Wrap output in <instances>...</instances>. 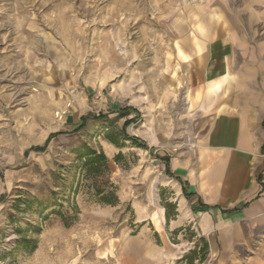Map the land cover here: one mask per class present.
Returning a JSON list of instances; mask_svg holds the SVG:
<instances>
[{
  "label": "rangeland",
  "instance_id": "374dc122",
  "mask_svg": "<svg viewBox=\"0 0 264 264\" xmlns=\"http://www.w3.org/2000/svg\"><path fill=\"white\" fill-rule=\"evenodd\" d=\"M191 2L0 0V264H187L201 236L166 167L201 134ZM87 149L117 205L94 195Z\"/></svg>",
  "mask_w": 264,
  "mask_h": 264
},
{
  "label": "crops",
  "instance_id": "0c3cea01",
  "mask_svg": "<svg viewBox=\"0 0 264 264\" xmlns=\"http://www.w3.org/2000/svg\"><path fill=\"white\" fill-rule=\"evenodd\" d=\"M184 6L204 112L192 156L169 170L211 256L264 252V0Z\"/></svg>",
  "mask_w": 264,
  "mask_h": 264
},
{
  "label": "trees",
  "instance_id": "16d2710c",
  "mask_svg": "<svg viewBox=\"0 0 264 264\" xmlns=\"http://www.w3.org/2000/svg\"><path fill=\"white\" fill-rule=\"evenodd\" d=\"M126 125L127 123H125V127ZM87 126L88 121L83 120L77 130H83ZM124 130L125 129H123V131ZM125 138L129 141H133V144H135L136 146L147 149L146 145L140 143L138 140H136L130 135H126ZM112 142L119 147H124V145H119L115 139H113ZM35 149L40 150L39 148ZM82 160L83 170L86 174L87 179H91L92 181V190L94 191V195L98 198V201L106 205H117L118 197L116 194L115 187H113V185L108 184L104 186L98 184V179L101 178L104 174L109 173L110 171L109 162L106 155L103 152L98 153L93 149H87L85 154H83L82 156ZM166 169L168 172L169 167H166ZM182 231L183 229H178L175 231V234H178ZM209 256V243L205 237L201 236L199 241L195 244V247L183 256L182 262H185L187 264H195L196 262L205 263L209 259Z\"/></svg>",
  "mask_w": 264,
  "mask_h": 264
}]
</instances>
